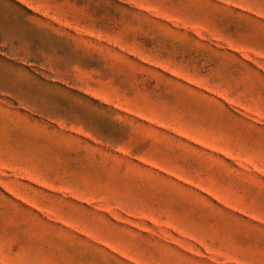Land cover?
<instances>
[{
  "label": "rangeland",
  "instance_id": "rangeland-1",
  "mask_svg": "<svg viewBox=\"0 0 264 264\" xmlns=\"http://www.w3.org/2000/svg\"><path fill=\"white\" fill-rule=\"evenodd\" d=\"M0 264H264V0H0Z\"/></svg>",
  "mask_w": 264,
  "mask_h": 264
}]
</instances>
